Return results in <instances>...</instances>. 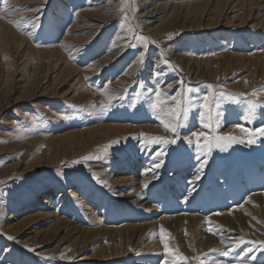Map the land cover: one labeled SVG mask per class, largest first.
<instances>
[{"label":"rangeland","instance_id":"rangeland-1","mask_svg":"<svg viewBox=\"0 0 264 264\" xmlns=\"http://www.w3.org/2000/svg\"><path fill=\"white\" fill-rule=\"evenodd\" d=\"M11 2L6 10L0 0V22L6 21L12 33L0 46V264H196L184 256L233 264L251 247L257 249L255 264H264V203L256 196L264 192V137L252 135L264 127V93L251 96L264 88V25L257 24L264 19V0ZM154 3L170 9L165 15L150 14ZM99 11L107 17L104 22L91 13ZM34 23L39 27L33 29ZM140 52L145 53L143 64ZM157 88L167 95L191 88L188 95L198 103L209 93L219 97L210 134H230L245 143L227 151L214 147L197 160L191 133L207 131L198 107L182 118L186 127L176 143H150L152 137H172L161 124L168 118L148 106ZM241 93L261 102L255 119H243L245 97L232 102L231 94ZM109 96L118 98L101 110ZM250 138L256 142L248 144ZM142 141H149L143 149ZM162 150L153 179L151 156ZM204 159L201 179L191 185ZM137 162L149 169L132 172ZM240 168L243 182L255 174L260 184H253L238 206L216 208L212 203L218 198L208 191L229 181L238 186ZM127 175L134 178L123 181ZM173 200L197 205L168 209ZM240 204L245 209L229 213ZM126 211L131 217L125 220ZM194 215L197 221L188 219ZM241 239L233 255L222 258L221 251Z\"/></svg>","mask_w":264,"mask_h":264},{"label":"snow or ice","instance_id":"snow-or-ice-1","mask_svg":"<svg viewBox=\"0 0 264 264\" xmlns=\"http://www.w3.org/2000/svg\"><path fill=\"white\" fill-rule=\"evenodd\" d=\"M2 4L4 8L7 10L9 9V0H2ZM38 19V18H37ZM17 25V27H20V22L18 21H12ZM33 29H36L39 27L38 23H34L32 25ZM29 35H32V33H28ZM172 38V34H169V39ZM136 39L141 41H146L147 37L137 36ZM154 43V42H153ZM132 47H135V45H131ZM145 60V53L140 52L139 54V62L141 64L144 63ZM165 64L169 63L167 59H164L163 61ZM160 73L157 72L156 75L158 76ZM106 87V86H105ZM171 87V85H169ZM211 87V86H210ZM193 90L191 88H187L184 92H177L175 95H167L162 94L159 88H157L154 92V96L151 97L148 101V106L153 112H159L162 115L166 116L168 119H161L162 126L170 131L172 133V137H161L156 136L150 138V143L155 144H161V145H168V144H174L177 142V139L180 135V129L186 127V124L182 122V118L185 120L189 116V113L192 111L193 108H199V120L204 129L207 131H200V132H193L191 133V137H195V147L196 152L198 153L196 159L200 160L201 156L210 155L212 152V149L220 148L222 151H227V148L230 147L232 144L235 143H245L243 139H239L236 136L233 135H211V131L213 128V113L212 108L213 105H215L217 108L219 107V97L214 96L212 93L206 94L203 96L201 102H197L195 97L189 96L188 94L191 93ZM149 92H152L151 89H149ZM264 93V88H261L259 90H253L251 96L256 97L257 93ZM224 93L221 92V96H223ZM248 94H231V100L234 103H240V98L245 97L246 98V108L244 111L243 119L245 120H252L255 119L256 115V109L258 106H261V102L258 100L253 99H247ZM211 97V99H210ZM118 97H112L109 96L108 103L104 104L101 103L99 106L101 110H107L112 106V101ZM137 100H139V94H137ZM167 101H171V104H168ZM135 106V104H133ZM91 108H96V105H91ZM216 115H219V113H216ZM216 127H219V124H216ZM237 127H241L240 125H237ZM243 130V129H242ZM261 137H264V127L255 129V132L252 134L253 137L255 134H257ZM143 135V134H142ZM189 145L193 143V140L191 138H188L186 141ZM254 138H250L247 140L248 144L255 143ZM149 141H142L141 142V149L147 146ZM165 155L164 151L156 152L155 155L152 156V165L151 168L148 171H151L153 174L154 179L156 177L155 170L159 169L162 164V157ZM160 162H156V161ZM79 161H75L74 163H78ZM207 159H204L200 162L198 173L194 176L192 180H190L191 185H195L197 181L201 179V174L203 171V168L207 164ZM150 181H146L143 185L144 188H148ZM194 191V188L192 189ZM185 200L188 199L186 196L184 198ZM210 232L212 231V228L209 227L208 229ZM7 239L12 240L14 237L8 236ZM221 243H225V241H221ZM243 239L239 240L236 243H231L228 245V250L221 251L220 255L222 257H229L233 255V252L235 249L239 248L240 244H243ZM261 245V254H264V241L260 242ZM27 247V246H25ZM165 251H168V245L164 244ZM30 251H34V249H29ZM255 247L251 248H245L240 253H238L234 257L233 264H255V255L256 252ZM212 251H216V249H213ZM206 257V254H204ZM43 259H54V257H43ZM191 259L192 261H195L196 264H226V262L223 259H216V260H208L206 258H202L201 256H193L191 258L184 256V261H189Z\"/></svg>","mask_w":264,"mask_h":264},{"label":"bare ground","instance_id":"bare-ground-1","mask_svg":"<svg viewBox=\"0 0 264 264\" xmlns=\"http://www.w3.org/2000/svg\"><path fill=\"white\" fill-rule=\"evenodd\" d=\"M15 1H17V0H12V2L11 3H15ZM162 1V0H161ZM203 2H205V3H210V1H203ZM187 4H184V3H179V4H175V6L172 8V10H175V8L176 7H178V6H180V7H182V6H184V5H188L190 2H186ZM193 3V2H192ZM217 3V4H216ZM153 4V3H152ZM215 4H216V6H218L219 4H218V2H216L215 1ZM214 4V5H215ZM111 5V4H110ZM15 6V5H14ZM106 7H108V6H106ZM154 8H153V10H151L150 12H148V13H153V12H155V14L157 13V12H161V13H164V15L167 13V8H169L170 9V7H168V5L166 4V3H159V4H157V3H154V6H153ZM3 9V8H2ZM104 9H106L105 7H104ZM100 11H101V9H100ZM100 11L98 12V13H93V12H91L92 13V15L94 14V16H95V19H96V17H98L99 18V21H98V23L99 22H104L105 20H107V17H105L104 16V14H103V11L100 13ZM6 13V12H5ZM147 13V14H148ZM8 14V13H7ZM243 14V13H242ZM91 15V14H90ZM226 15V14H225ZM203 16V15H202ZM82 17H85L84 16V14L82 15ZM232 17V16H231ZM230 17V18H231ZM241 17H242V15H241ZM247 17V20H249L250 18V14H248V16H246ZM2 18H5V19H9V17H7V16H5V17H2ZM144 18V17H143ZM221 18V17H220ZM233 18V17H232ZM11 19V18H10ZM89 19V18H88ZM94 19V20H95ZM226 19V18H225ZM227 19H229V18H227ZM237 19V18H236ZM84 20V19H83ZM8 21V20H7ZM167 21H169V18L167 19ZM6 22V21H5ZM5 22H0V46H1V44H4L5 42H6V34H8V38H9V35L10 34H12V33H10L9 31V29H10V27H8L7 25H5L4 23ZM58 22V21H57ZM229 22H231V21H229ZM238 22V21H237ZM243 22V19L241 20V22L240 23H242ZM98 23H96V25L98 24ZM243 24V23H242ZM258 25H264V19L263 20H261V21H259L258 23H257ZM57 25V24H56ZM76 26V25H75ZM78 27V26H77ZM97 27H100V25L99 26H97ZM9 28V29H8ZM9 30V31H8ZM11 31H12V28H11ZM7 32V33H6ZM37 32V31H36ZM14 33V32H13ZM120 33V32H119ZM17 34V33H16ZM15 36V35H14ZM18 36H20V35H18ZM118 36H119V34H117V36H116V38H115V41L117 42V40H119L118 39ZM12 37H13V35H12ZM16 37H17V35H16ZM23 37V36H22ZM25 37V36H24ZM65 38V37H64ZM16 39H18V38H16ZM25 39V38H24ZM23 39V40H24ZM28 39V38H27ZM15 40V39H14ZM67 40V39H66ZM11 41V40H10ZM13 41V40H12ZM18 41V40H17ZM21 41H22V39H21ZM68 41V40H67ZM114 41V42H115ZM15 43H16V41H14ZM66 42V41H65ZM23 43V42H22ZM24 43H26V42H24ZM23 43V44H24ZM13 44V43H12ZM20 44H21V42H20ZM20 44H19V46H20ZM72 44V43H71ZM9 45V44H8ZM10 45H11V43H10ZM115 45V44H114ZM14 46H15V44H14ZM30 46V45H29ZM5 47H6V45H5ZM114 48H113V51L114 50H117V49H119L117 46H113ZM17 48V47H16ZM21 48V46L19 47V49ZM32 49H34V48H32ZM37 49V48H36ZM39 50H41V49H39ZM49 51V50H48ZM42 52V51H41ZM52 52H54V51H52ZM55 52H60V50L58 51H55ZM62 52V51H61ZM35 53H38V51L36 52V50H35ZM39 53H40V51H39ZM38 53V54H39ZM46 54H47V52H46ZM49 54V53H48ZM52 54V53H51ZM55 54H58V53H55ZM61 54V53H60ZM114 56H117V55H119V54H121V52L119 51V52H117V53H112ZM107 57H108V55L106 56V57H104L105 58V60L107 59ZM116 58V57H115ZM215 58H217V57H215ZM218 59V58H217ZM59 61H61V60H59ZM104 61V60H103ZM188 62H189V59L187 60ZM210 61H212V60H210ZM215 61V60H214ZM209 62V61H208ZM55 66V65H54ZM101 66V65H100ZM189 66V65H188ZM186 67H187V65H186ZM53 68V67H52ZM55 68V67H54ZM99 69V68H98ZM190 69V68H189ZM34 70V69H33ZM53 70V69H52ZM47 71V70H46ZM49 71V70H48ZM51 71V70H50ZM35 72V71H34ZM197 72V71H196ZM33 73V72H32ZM34 74V73H33ZM32 74V75H33ZM37 74V73H36ZM45 74H47V73H45ZM44 74V75H45ZM31 75V76H32ZM34 76V75H33ZM35 77V76H34ZM132 77V76H131ZM31 78V77H30ZM31 79H33V77L31 78ZM30 79V80H31ZM34 79H36V78H34ZM37 80V79H36ZM38 83V82H37ZM25 87H28V86H24V91H25ZM20 96V95H19ZM110 128V127H109ZM101 131V130H100ZM71 132V131H70ZM112 132V131H111ZM60 138V137H59ZM57 141V140H56ZM94 141V140H93ZM62 144V143H61ZM140 153V152H139ZM152 157V156H151ZM143 158V157H142ZM145 159V158H144ZM143 159V160H144ZM152 159V158H151ZM136 160V159H135ZM152 161V160H151ZM148 162H150V160L148 161ZM153 162V161H152ZM126 163L129 165V166H131V164H133L132 162H131V160L130 159H128L127 161H126ZM139 163H141L142 165H140ZM137 162L136 164H138L137 166L138 167H132V172H134V173H136L137 172V170H141L142 171V173L148 168V164L145 162V164H144V162ZM151 165H152V163H151ZM259 168V167H258ZM149 169V168H148ZM243 176H242V175ZM141 175V174H140ZM143 175V174H142ZM151 175V174H150ZM240 175V176H239ZM237 176H238V178H240V181L238 182V186H235L232 182H227V184H226V187H224V185H222L219 189H217L214 185L210 188V191H208V194L210 195V196H216L217 198H218V202H216V201H214L212 204L214 205V206H216V208H220L221 209V207L224 205H226V203L227 204H229L230 206H231V204H233V205H235V207L236 206H238L237 205V203L239 202V198H242V197H244V194L245 193H248V192H250L251 191V186L254 184V185H257V184H260V182L259 181H257L256 180V176H255V174H252L250 177H248L247 179H246V182H243V178L242 177H245V171L242 173V168H240V172L239 173H237ZM132 178H134V175H131V176H129V175H127L126 177H124L123 176V181H126V180H131ZM153 179H154V177H153ZM121 180V179H120ZM149 180V179H148ZM260 181H262V180H260ZM133 182V181H132ZM131 182V183H132ZM142 182V181H141ZM160 182V181H159ZM125 183H127V182H125ZM262 183V182H261ZM151 184V183H150ZM141 186V185H140ZM217 186V185H216ZM220 186V185H219ZM247 187H248V189H247ZM264 188V187H263ZM190 189V188H189ZM195 189V188H194ZM142 190V189H141ZM222 190L224 191V195L222 194ZM227 190V191H226ZM256 190H261L260 188H256ZM228 192V193H227ZM257 192V191H256ZM227 193V194H226ZM190 194V193H189ZM234 195V196H233ZM253 195H254V193H253ZM134 196V195H133ZM191 196V195H190ZM256 196H257V198L259 199V198H261L262 199V203H264V192L263 193H260V192H257V194H256ZM188 197V196H187ZM252 197V196H251ZM250 197V198H251ZM192 198V197H191ZM206 198V197H205ZM256 197L255 196H253V199H255ZM231 199H233V200H231ZM80 200V199H79ZM252 200V199H251ZM254 201V200H253ZM252 201V202H253ZM169 202H171V203H168L167 204V208L168 209H174V208H180V209H183L182 207H186V208H189V207H191V206H194V205H197V204H195L194 202H191V204L187 207L186 206V204L187 203H183L182 201H178L177 202V200H173V201H169ZM256 202H258V201H256ZM248 203V202H247ZM254 203V202H253ZM253 203H252V205H253ZM183 204V205H182ZM211 204V205H212ZM159 205V204H158ZM241 205V204H240ZM239 205V207H237V208H235V207H233L232 208V211H230L229 213H235L236 212V214H237V211L238 210H242L244 207L241 205L240 206ZM255 205V204H254ZM257 205V204H256ZM260 205V204H259ZM264 205V204H263ZM244 206H245V204H244ZM86 207V206H85ZM84 207V208H85ZM246 207V206H245ZM185 209V208H184ZM245 209V208H244ZM251 209V208H250ZM159 210V209H158ZM231 210V209H230ZM247 211V210H246ZM229 213H227V214H229ZM124 214H125V220L126 219H129L130 217H131V214H130V212H128V211H126V212H124ZM164 214V213H163ZM177 214V213H176ZM225 214V213H224ZM239 214V213H238ZM248 214H250V212H249V210H248ZM172 215V214H171ZM230 215V214H229ZM244 215V214H243ZM162 216V215H161ZM175 216H177V215H175ZM217 216V215H216ZM224 216V215H223ZM223 216H220L221 218L220 219H223L222 217ZM226 216V215H225ZM240 216V215H239ZM188 217V216H187ZM191 217V218H190ZM218 217V216H217ZM230 217V216H229ZM233 217H235V216H233ZM244 217V216H243ZM242 217V218H243ZM161 218V217H160ZM159 218V219H160ZM169 218V217H168ZM174 218V217H173ZM196 216L194 215V216H189L188 217V219H192V220H196ZM236 218H237V216H236ZM242 218H238V221H240V220H242ZM155 219V218H154ZM157 219V218H156ZM164 219H166V218H164ZM164 219H162V220H164ZM175 219V218H174ZM187 219V218H186ZM217 219V218H216ZM230 219H231V221H232V218L230 217ZM124 220V221H125ZM172 220V219H171ZM176 220V219H175ZM180 220V219H179ZM219 220V219H218ZM234 220H236L235 218H234ZM158 221H160V220H158ZM167 221V220H166ZM197 221V220H196ZM196 221H194L193 222V224L196 222ZM229 221V220H228ZM227 221V222H228ZM237 221V220H236ZM153 222V221H152ZM160 222H162V221H160ZM168 223V222H167ZM231 223V222H230ZM237 223V222H236ZM235 223V224H236ZM127 224V223H126ZM126 224H123V225H126ZM238 224V223H237ZM127 225H129V224H127ZM200 225V224H199ZM204 225V224H203ZM136 227V226H135ZM129 228V227H128ZM126 229H127V227L125 228V231H126ZM129 231V230H128ZM140 238H142V236L140 237ZM143 242V241H142ZM154 243H155V241H154ZM156 244V246H157V243H155ZM161 244V243H160ZM143 245V244H142ZM153 245V244H152ZM150 245H148V247H149ZM152 248V247H151ZM160 249V248H159ZM150 250V249H149ZM161 250V249H160ZM156 251V250H155ZM223 258V257H222ZM162 263V262H161Z\"/></svg>","mask_w":264,"mask_h":264}]
</instances>
